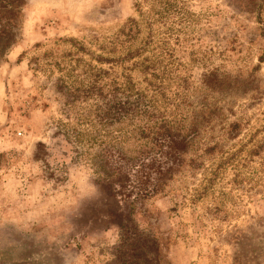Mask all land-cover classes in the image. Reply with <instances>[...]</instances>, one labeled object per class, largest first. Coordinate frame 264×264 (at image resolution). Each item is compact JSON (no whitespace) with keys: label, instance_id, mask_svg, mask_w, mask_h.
<instances>
[{"label":"rangeland","instance_id":"1","mask_svg":"<svg viewBox=\"0 0 264 264\" xmlns=\"http://www.w3.org/2000/svg\"><path fill=\"white\" fill-rule=\"evenodd\" d=\"M145 58L184 141L133 168ZM0 264H264V0H1Z\"/></svg>","mask_w":264,"mask_h":264},{"label":"trees","instance_id":"2","mask_svg":"<svg viewBox=\"0 0 264 264\" xmlns=\"http://www.w3.org/2000/svg\"><path fill=\"white\" fill-rule=\"evenodd\" d=\"M10 6L12 5L10 3H7V5H5L4 7L7 8ZM132 23L134 22L132 21ZM145 49L146 48L140 49L135 53H130L123 60H128L130 58L132 60L136 57L139 58L141 56V53H144L146 51ZM102 60L104 62H108V59ZM138 66L142 70L144 80L145 78L148 79V81L146 82L147 89H140L139 85H135L130 77V86L126 89H123V92H125L124 94L127 95L128 101H119L115 103L114 106L106 107L104 109V120L106 119L110 122L113 121L119 123L124 121L125 118L130 117L131 122H144L147 124V126H149L147 129H144V131L147 132L149 143L144 145V148L140 151L138 157L134 159L137 163H139V165L134 166L133 168H138L145 165L144 161L148 160L149 158H152L153 161L158 162L164 160L167 156L175 157V152H168L173 151L175 148H177L180 142L182 143V141H184L182 135L174 133L173 125H171L169 121L164 119L163 115L160 114V112H157L156 103L154 101L155 96L149 93L152 92L153 94H155L158 92L154 85V81L151 80L158 79L155 73L157 70L154 69L155 67H153V65L149 64L148 58H145L144 60H142V62L138 63ZM123 85L124 84H122L121 86L123 87ZM149 87H152V90ZM91 89V94L99 95L102 97L108 96V94L104 95V90L100 86L92 84ZM119 91H121V87ZM116 93L117 89L114 91V96H116ZM131 98H133V101H131ZM166 150L167 152L165 153ZM254 153H256V151ZM115 156H118L121 160H124L121 153H117V155ZM155 186L156 185L151 187L149 185H146L143 189L140 190V192L143 194L155 193V191L157 190Z\"/></svg>","mask_w":264,"mask_h":264}]
</instances>
